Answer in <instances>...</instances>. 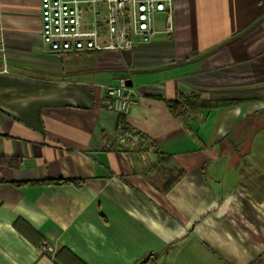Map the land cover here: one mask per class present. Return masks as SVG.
<instances>
[{
    "label": "crops",
    "instance_id": "crops-1",
    "mask_svg": "<svg viewBox=\"0 0 264 264\" xmlns=\"http://www.w3.org/2000/svg\"><path fill=\"white\" fill-rule=\"evenodd\" d=\"M173 3L172 33L72 54L40 47L38 0H0V264H264V0Z\"/></svg>",
    "mask_w": 264,
    "mask_h": 264
},
{
    "label": "built area",
    "instance_id": "built-area-1",
    "mask_svg": "<svg viewBox=\"0 0 264 264\" xmlns=\"http://www.w3.org/2000/svg\"><path fill=\"white\" fill-rule=\"evenodd\" d=\"M174 0H38L39 41L44 51L87 53L91 51H130L150 42L156 33L173 32ZM1 17V11H0ZM160 22V23H159ZM0 23V50L4 46ZM3 71H6L3 69ZM105 108L127 114L136 101L134 91L125 85H103ZM183 112H188L185 107ZM118 150L142 154L146 137L131 126L118 124L111 133ZM109 138L103 148L112 149ZM47 253L51 247L43 246Z\"/></svg>",
    "mask_w": 264,
    "mask_h": 264
},
{
    "label": "trees",
    "instance_id": "trees-1",
    "mask_svg": "<svg viewBox=\"0 0 264 264\" xmlns=\"http://www.w3.org/2000/svg\"><path fill=\"white\" fill-rule=\"evenodd\" d=\"M172 107V110L174 112V114L178 115L180 113H182L185 109V107L190 110V111H196L197 109L204 107V106H209L208 104H206L205 102H203L202 100L199 99V97L195 94L190 95L189 97H187L186 99H184L181 103H173L172 105H170ZM167 162V158L166 157H162V159H160V161L158 160L159 165L163 166L165 163ZM162 171L163 173L166 175V182L165 184V190H167L173 182H176L181 173H174L172 171H167V168H165V166L162 167ZM51 183H62V182H71L70 180H57V181H48ZM64 253H67L68 256H70L71 258H73L77 264H83L76 256H74L72 253H70L69 251H67L66 249L63 250ZM56 257L59 259V253H56ZM156 255L155 256H149L139 262H137V264H155L156 262ZM68 264V263H66Z\"/></svg>",
    "mask_w": 264,
    "mask_h": 264
},
{
    "label": "rangeland",
    "instance_id": "rangeland-1",
    "mask_svg": "<svg viewBox=\"0 0 264 264\" xmlns=\"http://www.w3.org/2000/svg\"><path fill=\"white\" fill-rule=\"evenodd\" d=\"M160 23V22H159ZM158 158V160L160 161V159H162V156H159V157H157Z\"/></svg>",
    "mask_w": 264,
    "mask_h": 264
}]
</instances>
